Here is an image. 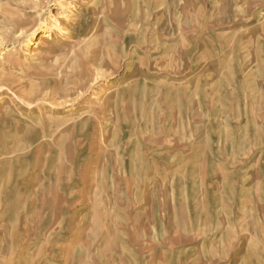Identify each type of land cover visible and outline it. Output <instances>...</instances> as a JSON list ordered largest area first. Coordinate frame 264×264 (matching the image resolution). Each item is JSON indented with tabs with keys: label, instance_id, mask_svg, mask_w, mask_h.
Returning a JSON list of instances; mask_svg holds the SVG:
<instances>
[{
	"label": "rangeland",
	"instance_id": "374dc122",
	"mask_svg": "<svg viewBox=\"0 0 264 264\" xmlns=\"http://www.w3.org/2000/svg\"><path fill=\"white\" fill-rule=\"evenodd\" d=\"M263 6L264 0H0V147H15L13 156L0 150V174L12 159L13 170H89L96 236L119 213L100 210L104 203L139 201L134 189L165 148L157 140L176 147L219 134L228 151L230 144L244 150L264 142V111L250 115L264 110L263 94H245L251 84L241 81L243 73L232 86L223 83L222 94L207 80L206 94H172L200 72L212 77L215 60L230 75L237 59H250L244 33L261 21ZM38 155L46 162L38 164ZM204 165L222 173L236 168L227 161ZM215 181L226 202L261 198L249 189L255 179L237 188L233 180ZM7 214L1 204L0 264H9ZM78 229L85 234V226ZM60 245L58 259L50 250L27 263L70 264L69 244ZM77 246L78 262L86 264L85 243ZM93 253L101 264L96 243Z\"/></svg>",
	"mask_w": 264,
	"mask_h": 264
},
{
	"label": "crops",
	"instance_id": "0c3cea01",
	"mask_svg": "<svg viewBox=\"0 0 264 264\" xmlns=\"http://www.w3.org/2000/svg\"><path fill=\"white\" fill-rule=\"evenodd\" d=\"M256 15L261 21L244 33L242 43L250 59H237L232 64L237 69L230 75L222 71V60H215L212 77L200 72L190 77V84L175 87L172 94H206V80L212 85L208 89L222 94L223 83L232 86L233 76L243 73L241 81L251 84L245 94H263L264 98V6ZM259 50L261 57L252 58ZM203 109L197 108L198 112ZM263 111L253 109L250 115ZM218 135L207 133L203 140L176 147L173 140L160 145L157 140L155 145L165 148L156 151L161 156L152 161L153 173L134 189L139 201L104 203L100 210L119 213L115 220L106 219V231L96 236L93 173L47 171L45 165L41 170L31 171L26 165L13 170L15 160H10L11 168L0 174V179H6L1 183H5L6 197L0 187L5 203L0 205L8 212L3 241L9 264H28L27 260L43 258L50 250L58 259L61 243L69 244L70 264H79V243L87 248L86 264L95 263V243L101 264H264V151L259 149L264 142L246 144L244 150L242 145L235 144L234 149L230 144L228 151ZM0 150L13 156L15 147L9 143ZM41 157H37L38 164L46 162ZM20 160L23 163L25 158ZM226 161L236 168L224 173L205 169V162L221 165ZM222 178L233 180L234 188L243 184L241 180L255 179L249 189H255L254 195L260 193L261 198L226 202L224 186L215 181ZM83 226L84 235L78 231Z\"/></svg>",
	"mask_w": 264,
	"mask_h": 264
},
{
	"label": "bare ground",
	"instance_id": "6f19581e",
	"mask_svg": "<svg viewBox=\"0 0 264 264\" xmlns=\"http://www.w3.org/2000/svg\"><path fill=\"white\" fill-rule=\"evenodd\" d=\"M58 26V25H57ZM54 27V26H53ZM61 30H62V28H61Z\"/></svg>",
	"mask_w": 264,
	"mask_h": 264
}]
</instances>
